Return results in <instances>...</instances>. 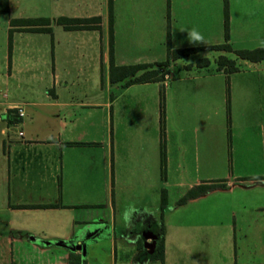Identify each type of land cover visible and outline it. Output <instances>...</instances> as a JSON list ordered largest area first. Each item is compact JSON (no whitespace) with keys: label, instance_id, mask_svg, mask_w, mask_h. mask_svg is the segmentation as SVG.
<instances>
[{"label":"crops","instance_id":"crops-1","mask_svg":"<svg viewBox=\"0 0 264 264\" xmlns=\"http://www.w3.org/2000/svg\"><path fill=\"white\" fill-rule=\"evenodd\" d=\"M92 1L96 3L84 7V12L41 16L48 18L46 32L11 23L14 19L39 16L23 12L15 15L10 8L2 13L6 16V41L0 50V264H69L70 252L85 260V264H101L93 252L103 248L104 240L112 243L110 264H160L150 258L153 252L144 243L146 236L155 234L152 227L158 220L161 225V219L162 264L167 263V186L171 175L179 179L184 175L183 157L172 152L169 143L167 95L176 78L127 87L110 83L107 0ZM227 1V42L231 48L264 47V0ZM138 10L149 12L156 19L142 23L140 31L151 35L156 30L158 43L165 46L167 30L172 48L225 42L223 0H112L115 65L157 62L128 60L131 48L123 44V34L130 32L122 31V26ZM96 16L100 18L93 23L97 29H67L56 21L59 17ZM191 29L204 36L205 44L189 43L187 31ZM145 46V51L151 49L150 44ZM190 55L208 58L209 65L196 67L198 59L184 63ZM190 55L172 61L170 70L180 61L181 66L193 64L185 71L211 66L216 74L199 79L220 78L221 94L225 88L222 80L229 77L231 81V75L240 72L238 65L250 61L224 50L203 49ZM219 55L233 59L238 70H218ZM250 63L255 70L264 71V59ZM237 78L241 93L264 96V74ZM205 87L197 86L199 90ZM16 106L22 107L23 117L15 114ZM257 106L262 107L259 103ZM16 117L18 122L7 121ZM18 131L23 135H18ZM195 161L199 162V155ZM214 179L223 181L224 187L177 205L186 206L217 193L229 194L240 201L229 203L231 207L225 211H208L202 216L213 220L227 214L242 224L252 220L250 215L254 213L253 219L264 225V174L226 173L220 178L196 179L180 192L176 203L189 188ZM248 190H255L258 203L248 205L242 198ZM163 194L166 203L161 211ZM121 203L141 211L134 218L143 226L142 237L129 236L124 230L116 236L114 228ZM37 205L51 206L32 207ZM153 208L157 212L149 213ZM125 220L120 221L122 228L128 225ZM106 224L108 235L101 237ZM262 239L263 243L255 248L264 254V235ZM115 242L120 243L119 260ZM236 248L242 250L243 245L237 244ZM137 253L142 260L132 259Z\"/></svg>","mask_w":264,"mask_h":264},{"label":"rangeland","instance_id":"rangeland-1","mask_svg":"<svg viewBox=\"0 0 264 264\" xmlns=\"http://www.w3.org/2000/svg\"><path fill=\"white\" fill-rule=\"evenodd\" d=\"M7 1L8 10L10 8L15 15L23 12L30 16L51 18L60 14L71 15L80 10L84 12V7L87 5L90 7L91 3L92 5L96 3L92 0L91 2L87 0ZM5 17L0 13V50L6 41ZM153 21H156L153 14L138 10L132 15V20L125 23L124 27L122 26V31L126 29L130 32L125 36L123 34V38L125 37L123 44H129L131 48L128 60L143 58L150 61H163L166 59V46L158 43L159 36L156 30L153 29L151 35L140 31L143 28L142 23L147 24ZM155 25L153 23V27ZM149 44L151 49L145 51L144 46L147 48ZM198 57L200 56L190 55L183 62H192ZM180 62L171 66L172 75L164 73L163 77L165 80H170L173 76L176 78L169 87L167 95L169 143L172 152L181 155L184 160L183 177L179 179L171 175L167 186L169 199L168 220L165 228L169 253L166 264L264 263V254L255 248L263 243L264 225L262 221L253 219L254 213L250 215L252 220L247 219L249 221L242 224L235 223L234 218L227 214L222 217L217 216L213 220L202 216L208 211L211 213H218L222 209L225 211L231 207L229 203L240 201V199L234 200L235 197L229 194L217 193L200 198L186 206H178L176 203L180 192L186 189L189 182L196 179L204 180L207 176L220 178L226 173L264 174V96L260 97L256 92L249 96L241 93L237 78L239 75L264 74V71L255 70L256 67H253L250 61L240 63L238 65L240 72L231 75V81L229 77L222 80L225 88L221 94L218 88L220 78L213 77L208 81L199 79L206 74H216L212 73L211 66L201 71L197 69L185 71L187 64L181 66ZM159 70L164 71L162 68ZM81 80L84 81L83 78ZM115 85L118 87L120 83ZM198 85H206V87L199 90ZM95 87L93 88L96 89ZM258 103L262 107L258 108ZM26 108L29 107L26 106ZM197 155H199L198 163L195 161ZM177 180L181 183L176 184ZM243 197L248 205L258 203L259 200L258 196H255V190L245 191ZM234 209L238 211L237 208ZM156 212V208L149 210V213ZM139 213L141 211L138 209L120 204L114 228L117 237L122 230L129 236L142 237L143 226L134 218ZM126 214L127 220H125ZM123 219L128 223L125 228L121 227L120 221ZM111 227L113 230V226ZM108 230L109 226L103 225L101 237L107 236ZM152 230L158 237L161 230L159 220ZM111 244L110 241L104 240L101 243L103 248L93 252L99 263H111L112 256L110 257L109 253ZM237 244L243 245L242 250L236 248ZM115 245L117 260H119L120 243L115 242ZM132 259L142 260L139 253Z\"/></svg>","mask_w":264,"mask_h":264},{"label":"trees","instance_id":"trees-1","mask_svg":"<svg viewBox=\"0 0 264 264\" xmlns=\"http://www.w3.org/2000/svg\"><path fill=\"white\" fill-rule=\"evenodd\" d=\"M8 11V1L0 0V13ZM223 19H224V39L225 42L209 46L201 47H187V48H172L170 45V35L167 30L166 33V59L163 61H157L153 63H137L128 65H115L113 61V17H112V0H107V25H108V46H109V71L108 77L110 83H120L121 87H127L134 83L141 82H151L163 80L164 73L169 74L170 65L172 61L179 58L188 56L194 52L203 49H214V50H224L228 52H233L237 57L242 59H247L250 61H260L264 59V47H257L254 49H232L227 42L229 37V25H228V1L223 0ZM58 24H61L67 29H97L98 25H93V23H98L100 18L96 17H84V18H67L59 17L56 19ZM13 24L23 25V26H33L27 28V30L46 32L48 23L47 17H37L28 19H14ZM10 42V38H9ZM217 69H223L225 72H235L238 70L235 65V61L226 57L225 55H219L216 59ZM209 65V59L206 57L199 58L195 62L196 67H205ZM192 64L185 65V69H190ZM159 68L164 69L160 72ZM19 118L7 119L9 123L18 122ZM224 183L221 180L211 181L208 183H200L191 188H189L186 193L180 197L177 204H184L187 200L191 198H196L211 191L216 188H223ZM165 195L161 198V211L165 207ZM51 205H37L32 207H49ZM152 260H158L160 264L163 263V224L161 219V230L160 234L156 240V246L153 253L150 255ZM69 264H85V260H81L79 256L74 255L70 252Z\"/></svg>","mask_w":264,"mask_h":264},{"label":"clouds","instance_id":"clouds-1","mask_svg":"<svg viewBox=\"0 0 264 264\" xmlns=\"http://www.w3.org/2000/svg\"><path fill=\"white\" fill-rule=\"evenodd\" d=\"M187 33L189 43L193 45L205 44L204 36L199 33L196 29L188 30ZM125 219H128L127 214L125 215Z\"/></svg>","mask_w":264,"mask_h":264},{"label":"water","instance_id":"water-1","mask_svg":"<svg viewBox=\"0 0 264 264\" xmlns=\"http://www.w3.org/2000/svg\"><path fill=\"white\" fill-rule=\"evenodd\" d=\"M156 240L157 236L155 234H150L149 236H146V241L144 243V247L149 251L153 252L155 246H156ZM77 248H79V245H77Z\"/></svg>","mask_w":264,"mask_h":264},{"label":"built area","instance_id":"built-area-1","mask_svg":"<svg viewBox=\"0 0 264 264\" xmlns=\"http://www.w3.org/2000/svg\"><path fill=\"white\" fill-rule=\"evenodd\" d=\"M15 109V114L18 116V117H23L24 116V112H23V109L21 106H16L14 107ZM18 135H23L22 131H18Z\"/></svg>","mask_w":264,"mask_h":264}]
</instances>
